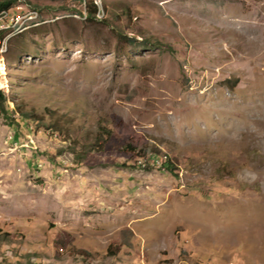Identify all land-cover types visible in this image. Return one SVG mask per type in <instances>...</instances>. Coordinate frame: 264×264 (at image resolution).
Returning <instances> with one entry per match:
<instances>
[{
	"label": "rangeland",
	"instance_id": "obj_1",
	"mask_svg": "<svg viewBox=\"0 0 264 264\" xmlns=\"http://www.w3.org/2000/svg\"><path fill=\"white\" fill-rule=\"evenodd\" d=\"M92 1L1 24L0 264H264V0Z\"/></svg>",
	"mask_w": 264,
	"mask_h": 264
},
{
	"label": "built area",
	"instance_id": "obj_2",
	"mask_svg": "<svg viewBox=\"0 0 264 264\" xmlns=\"http://www.w3.org/2000/svg\"><path fill=\"white\" fill-rule=\"evenodd\" d=\"M92 3H96L97 9H98V16H100L101 18H106L107 17V11H101L99 4L97 2V0H93ZM37 12V11H36ZM83 13H87V10L85 9V11ZM26 16H30V15H21V13L19 11L17 12H11L9 8H7V12L5 13V15H3L0 18V25L3 22L6 21H17L20 20Z\"/></svg>",
	"mask_w": 264,
	"mask_h": 264
},
{
	"label": "trees",
	"instance_id": "obj_3",
	"mask_svg": "<svg viewBox=\"0 0 264 264\" xmlns=\"http://www.w3.org/2000/svg\"><path fill=\"white\" fill-rule=\"evenodd\" d=\"M12 0H3L0 2V9H7V7L10 6ZM97 12L98 9L96 7V5L94 3H92V6L89 9V16L92 17H97ZM164 164H166L167 166H170V161H165Z\"/></svg>",
	"mask_w": 264,
	"mask_h": 264
},
{
	"label": "bare ground",
	"instance_id": "obj_4",
	"mask_svg": "<svg viewBox=\"0 0 264 264\" xmlns=\"http://www.w3.org/2000/svg\"><path fill=\"white\" fill-rule=\"evenodd\" d=\"M97 2H98V4H100V0H97ZM100 6V5H99ZM101 7V6H100ZM100 10L101 11H104V10H102L101 8H100ZM7 12V9H0V18L3 16V15H5V13ZM30 15V14H29ZM35 15V14H34ZM34 15H33V17H34ZM38 16V15H37ZM26 18V17H25ZM35 18V17H34ZM22 20L23 19H20V20H17V21H11V22H14L13 23V25H17V24H19V23H21L22 22ZM4 24V23H3ZM10 24H12V23H10ZM20 25V24H19ZM7 26V25H6ZM2 28H4V27H2V25H0V29H2ZM7 29V28H6ZM16 31V30H15ZM0 44H1V42H0ZM3 52V51H2Z\"/></svg>",
	"mask_w": 264,
	"mask_h": 264
}]
</instances>
